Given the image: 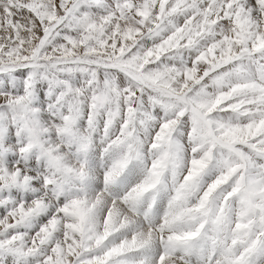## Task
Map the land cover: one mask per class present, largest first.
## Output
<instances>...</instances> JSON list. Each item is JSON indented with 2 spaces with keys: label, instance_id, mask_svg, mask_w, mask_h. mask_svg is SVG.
<instances>
[{
  "label": "snow or ice",
  "instance_id": "6c2138e0",
  "mask_svg": "<svg viewBox=\"0 0 264 264\" xmlns=\"http://www.w3.org/2000/svg\"><path fill=\"white\" fill-rule=\"evenodd\" d=\"M0 264H264V0H0Z\"/></svg>",
  "mask_w": 264,
  "mask_h": 264
}]
</instances>
